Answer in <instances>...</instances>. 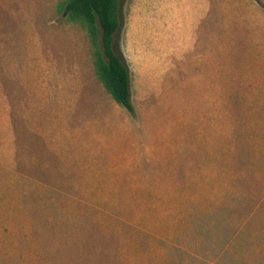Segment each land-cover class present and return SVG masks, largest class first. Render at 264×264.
Masks as SVG:
<instances>
[{
    "label": "rangeland",
    "instance_id": "374dc122",
    "mask_svg": "<svg viewBox=\"0 0 264 264\" xmlns=\"http://www.w3.org/2000/svg\"><path fill=\"white\" fill-rule=\"evenodd\" d=\"M62 1L0 0V264H264V0H119L132 113Z\"/></svg>",
    "mask_w": 264,
    "mask_h": 264
},
{
    "label": "trees",
    "instance_id": "16d2710c",
    "mask_svg": "<svg viewBox=\"0 0 264 264\" xmlns=\"http://www.w3.org/2000/svg\"><path fill=\"white\" fill-rule=\"evenodd\" d=\"M57 8L67 23L85 33L98 82L118 106L132 113L129 71L114 47L119 0H63Z\"/></svg>",
    "mask_w": 264,
    "mask_h": 264
},
{
    "label": "crops",
    "instance_id": "0c3cea01",
    "mask_svg": "<svg viewBox=\"0 0 264 264\" xmlns=\"http://www.w3.org/2000/svg\"><path fill=\"white\" fill-rule=\"evenodd\" d=\"M202 6V8H204L205 6H204V0H199V2H198V0H196L195 1V4H194V7H193V15L194 16H198V10H200V11H203L200 7ZM195 10V11H194Z\"/></svg>",
    "mask_w": 264,
    "mask_h": 264
}]
</instances>
